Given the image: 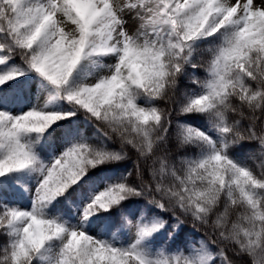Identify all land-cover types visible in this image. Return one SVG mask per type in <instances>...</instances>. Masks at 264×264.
Segmentation results:
<instances>
[{
  "label": "snow or ice",
  "instance_id": "obj_1",
  "mask_svg": "<svg viewBox=\"0 0 264 264\" xmlns=\"http://www.w3.org/2000/svg\"><path fill=\"white\" fill-rule=\"evenodd\" d=\"M0 237V264H264V0H0Z\"/></svg>",
  "mask_w": 264,
  "mask_h": 264
},
{
  "label": "trees",
  "instance_id": "obj_2",
  "mask_svg": "<svg viewBox=\"0 0 264 264\" xmlns=\"http://www.w3.org/2000/svg\"><path fill=\"white\" fill-rule=\"evenodd\" d=\"M197 75L202 79L205 75L204 73V69H199L197 71ZM192 87H194V85L191 84V82L189 80H182L180 83V89L181 91H186V90H190ZM174 119H177V117L174 116ZM242 125L247 126V124L249 123L247 120H243L241 121ZM89 132L91 130H88ZM236 151L238 153H240V158L245 159L248 163V165L254 169H256L257 171H259L258 168V164L261 162L262 158L259 156L258 153V145L253 142V143H246L244 148L240 149L237 148ZM252 157H255V159L250 157V154ZM129 155L131 156V159L126 160L124 162H122L119 167L121 169H128V170H132L133 169V161L135 160V153L134 152H130ZM133 182H135V175L133 174L132 177ZM202 235L204 236V230L201 229L200 232L198 233V235ZM191 236V224H187L185 226V231L181 233V239H190ZM4 243V238L0 237V246H2Z\"/></svg>",
  "mask_w": 264,
  "mask_h": 264
},
{
  "label": "rangeland",
  "instance_id": "obj_3",
  "mask_svg": "<svg viewBox=\"0 0 264 264\" xmlns=\"http://www.w3.org/2000/svg\"><path fill=\"white\" fill-rule=\"evenodd\" d=\"M133 26V24H132V22H130V27H132ZM199 236H201V235H199ZM189 237H191V236H189ZM202 237V236H201Z\"/></svg>",
  "mask_w": 264,
  "mask_h": 264
}]
</instances>
